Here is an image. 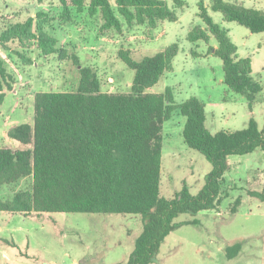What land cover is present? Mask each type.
<instances>
[{
	"label": "trees",
	"instance_id": "obj_1",
	"mask_svg": "<svg viewBox=\"0 0 264 264\" xmlns=\"http://www.w3.org/2000/svg\"><path fill=\"white\" fill-rule=\"evenodd\" d=\"M43 3L45 0H36ZM61 18L70 21L71 10L99 16L101 34H122L142 27L145 35L164 21L178 20L185 0H58ZM210 8L225 21H234L251 32L264 31V11L241 2L211 0ZM201 24L193 25L186 39L193 58L212 54L221 60L223 82L242 95L249 110L260 83L251 76L248 57H240L228 31L214 22L202 1L198 2ZM44 12L10 23L0 31V47L15 44L21 50L37 48L42 54L55 53L56 39L44 29ZM207 52L197 50L201 42ZM19 49V50H20ZM178 42L139 60L129 50L120 49L119 58L133 70L130 90L108 92L89 66L80 68L73 91H38L34 94L33 122L12 126L7 136L18 148L0 145V191L30 179L28 189L0 198V211L13 214L44 212L127 213L141 218L142 229L133 242L124 264H151L166 236L184 223L174 219L182 213L212 210L220 202L228 156L243 155L259 148L264 152V124L259 128L250 118L246 127L211 132L206 126L205 104L195 96L177 103L171 87L148 92L174 70ZM20 58L31 60L17 52ZM14 75L0 56V102L11 91ZM178 111L184 118V143L200 152L211 169L196 194L184 184L173 196L160 195L163 124ZM253 195H264L251 191ZM239 199L232 207L236 212ZM12 245H15L11 242ZM241 243L225 249L228 259L237 255Z\"/></svg>",
	"mask_w": 264,
	"mask_h": 264
},
{
	"label": "rangeland",
	"instance_id": "obj_2",
	"mask_svg": "<svg viewBox=\"0 0 264 264\" xmlns=\"http://www.w3.org/2000/svg\"><path fill=\"white\" fill-rule=\"evenodd\" d=\"M202 1L214 22L224 27L237 47L240 57H248L251 76L262 90L249 110L245 98L231 91L223 82L221 60L208 54L193 58L188 30L201 24L197 15ZM237 1L264 11V0ZM211 0H185L178 10V20L164 21L145 35L142 27L124 30L122 34H101L99 16L72 8L71 19L61 18L58 0H0V31L10 23L23 21L44 12V29L56 39L57 51L42 54L37 48L21 50L15 44L0 47V56L14 75L11 91L0 102V145L18 148L19 142L7 136L9 128L32 123L33 98L38 91L76 90L80 68L91 67L108 92H127L133 77L118 56L120 49L129 50L134 59L150 56L165 46L178 42L174 70L167 73L148 92H163L171 87L179 103L195 96L206 105L207 128L236 130L247 126L250 118L259 128L264 124V31L251 32L234 21H225L210 8ZM209 44L201 42L197 50L205 53ZM20 49V50H19ZM31 60L26 63L17 52ZM212 103H216L212 104ZM185 118L178 112L163 124L162 173L160 195L169 198L185 184L196 194L204 183L211 163L197 150L189 148L181 134ZM30 179L5 186L0 198L28 189ZM264 152L259 148L243 155L228 156L220 202L215 209L195 214H179L174 221L184 223L174 228L160 245L151 264H264ZM239 199L237 211L232 207ZM142 229L137 214L44 212L13 214L0 211V264H124L133 242ZM14 243L15 245L11 244ZM241 243L240 251L231 259L227 246Z\"/></svg>",
	"mask_w": 264,
	"mask_h": 264
},
{
	"label": "crops",
	"instance_id": "obj_3",
	"mask_svg": "<svg viewBox=\"0 0 264 264\" xmlns=\"http://www.w3.org/2000/svg\"><path fill=\"white\" fill-rule=\"evenodd\" d=\"M212 104L216 105V103H212ZM205 115H206V105H205ZM205 122H207V117H206V121ZM206 126H207V124H206Z\"/></svg>",
	"mask_w": 264,
	"mask_h": 264
}]
</instances>
